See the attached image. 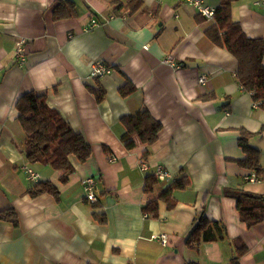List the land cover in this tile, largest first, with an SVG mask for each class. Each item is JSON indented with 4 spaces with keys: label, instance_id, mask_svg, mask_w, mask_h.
I'll use <instances>...</instances> for the list:
<instances>
[{
    "label": "crops",
    "instance_id": "0c3cea01",
    "mask_svg": "<svg viewBox=\"0 0 264 264\" xmlns=\"http://www.w3.org/2000/svg\"><path fill=\"white\" fill-rule=\"evenodd\" d=\"M127 1L0 0V210L13 208L18 219L16 225L0 219V264H232L240 244L247 252L238 264H264V220L248 227L227 194L264 195V110L238 82L237 59L207 36L214 19L181 0H140L136 10ZM220 1L204 4L216 8ZM231 17L246 36L264 39L260 0H234ZM20 38L22 63L15 56ZM97 60L111 73L91 77ZM96 89L104 93L101 101ZM30 90L91 145L83 162L69 155L73 170L66 178L62 169L25 156L15 101ZM141 108L162 128L148 147L133 135L129 149L120 119ZM241 131L253 133L248 143L259 151L262 170L254 180L246 177L255 171L239 163ZM157 165L169 176L147 193L145 177ZM25 167L51 182L58 197L31 196L28 188L38 181ZM184 175L190 182L172 191L174 206L159 201L156 217L143 212ZM87 177L95 180L94 203L85 198ZM201 212L222 222L225 236L187 244ZM160 233L167 234L166 245L154 237Z\"/></svg>",
    "mask_w": 264,
    "mask_h": 264
},
{
    "label": "trees",
    "instance_id": "16d2710c",
    "mask_svg": "<svg viewBox=\"0 0 264 264\" xmlns=\"http://www.w3.org/2000/svg\"><path fill=\"white\" fill-rule=\"evenodd\" d=\"M134 1L136 0H128L126 7L136 10L141 1L137 0L133 4ZM233 1H220V4L215 8L214 22L206 29V34L214 44L224 47L237 59L236 77L238 82L244 90L251 93V98L257 106L264 110V39L246 36L239 21L231 17ZM131 90L133 87L122 88L121 92L123 95H127ZM93 92L97 101H101L104 96L102 89H96ZM15 108L17 118L24 131L23 151L29 161L49 163L56 169H62L65 177L73 170L69 155H75L82 162L91 155V145L55 109L48 106L44 95L34 90L25 92L16 99ZM120 121L125 127V133L121 140L129 149L134 146L133 135H137L140 141L148 147L155 142L162 128L160 122L146 108H141L134 114L123 115ZM252 134L241 131L238 144L243 150L244 158L239 159V163L254 170L258 177L262 170L259 163V151L248 143V138ZM147 154L148 148L143 155ZM64 177L63 180L66 178ZM157 180L154 173L147 175L144 181V190L151 193ZM189 182L190 179L186 175L173 180L158 196L150 199L143 206V212L156 217L159 201H165L169 208L174 206V201L171 198L172 191L185 188ZM28 191L31 196L48 192L58 197L57 188L46 180L38 181L29 187ZM227 194L236 199V209L240 219L248 227L264 220V195L241 190L227 191ZM94 216L100 222L105 221V215L102 213H95ZM0 219L9 221L13 225L18 222L17 214L13 208L0 210ZM224 236L225 225L219 221L209 220L201 212L193 220L186 242L190 245H199L202 242L215 241ZM237 249L238 254L233 257L232 264H238L237 259L247 252V247L244 244L237 245Z\"/></svg>",
    "mask_w": 264,
    "mask_h": 264
},
{
    "label": "built area",
    "instance_id": "2783aa9c",
    "mask_svg": "<svg viewBox=\"0 0 264 264\" xmlns=\"http://www.w3.org/2000/svg\"><path fill=\"white\" fill-rule=\"evenodd\" d=\"M182 2L188 3L192 6H194L197 11L206 19V20H213L214 19V12L215 8L210 7L208 5L204 4V0H181ZM262 3H264V0H260ZM94 21V20H93ZM25 40L23 38H20L16 42V49H15V56L18 60L19 63H22L25 59V47H24ZM166 63H169L170 65H173L174 63L172 62L170 57H167L165 59ZM175 67H180L179 64H174ZM112 68L108 65H105L101 61H95L91 64V69H90V76L99 78L103 77L109 73H111ZM206 80L204 75H201L198 78V81L202 84ZM139 166L141 169L146 170L148 168L146 162L144 159L139 160ZM25 172L28 176L29 179L33 181H39L40 180V174L34 171L31 167H25ZM154 174L156 175L157 179H166L169 175L168 172L162 168L161 165H157ZM246 178H249L250 180L257 179V176L255 173H252L251 175L247 176ZM94 183L95 180L93 177H87L83 179V184L85 187V198L90 201V202H95L97 201V195L95 194L94 191ZM154 237L162 244L166 245L168 242L167 234L166 233H160L158 235H154Z\"/></svg>",
    "mask_w": 264,
    "mask_h": 264
}]
</instances>
